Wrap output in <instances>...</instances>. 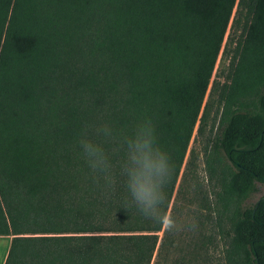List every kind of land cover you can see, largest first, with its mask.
Wrapping results in <instances>:
<instances>
[{
    "label": "trees",
    "instance_id": "16d2710c",
    "mask_svg": "<svg viewBox=\"0 0 264 264\" xmlns=\"http://www.w3.org/2000/svg\"><path fill=\"white\" fill-rule=\"evenodd\" d=\"M145 118L193 231L126 204L119 142ZM103 125L111 191L78 144ZM263 198L264 0H0L4 264H264Z\"/></svg>",
    "mask_w": 264,
    "mask_h": 264
},
{
    "label": "clouds",
    "instance_id": "9594fccd",
    "mask_svg": "<svg viewBox=\"0 0 264 264\" xmlns=\"http://www.w3.org/2000/svg\"><path fill=\"white\" fill-rule=\"evenodd\" d=\"M111 138L106 126L88 128L78 141L81 155L94 181L103 180L105 187L115 189L117 175L111 155L103 142L95 137ZM123 158L119 165V178L126 194V204L133 207L145 219L159 226L163 233L181 230L193 231L195 218L179 219L168 205L167 186L172 182L174 162L160 145L156 128L150 118L137 123L129 134L120 140Z\"/></svg>",
    "mask_w": 264,
    "mask_h": 264
},
{
    "label": "rangeland",
    "instance_id": "374dc122",
    "mask_svg": "<svg viewBox=\"0 0 264 264\" xmlns=\"http://www.w3.org/2000/svg\"><path fill=\"white\" fill-rule=\"evenodd\" d=\"M228 32H229V30H228ZM228 60H229V56L224 57L223 55L221 56V54H220V56H219V58L217 60V63H216V67H215V70H214L212 79L216 77V75H217V73H218V71L220 69H222V70H225L226 69L227 64H228ZM210 86H211V84H210ZM209 128H210V123L206 126V129H205L206 132H207V130H210ZM195 130H197V127H196ZM195 135H196V131L194 132V136L192 137V140L190 142L189 148L192 147L197 152H199V154H200L199 155V166H200L201 169H203L202 154H201V150H200L202 138L199 137V139L197 141H195L194 140ZM262 194H263V184H259V190L255 194H253V196L251 198H249L247 200V203H250L251 204V203L256 202L262 196Z\"/></svg>",
    "mask_w": 264,
    "mask_h": 264
},
{
    "label": "crops",
    "instance_id": "0c3cea01",
    "mask_svg": "<svg viewBox=\"0 0 264 264\" xmlns=\"http://www.w3.org/2000/svg\"><path fill=\"white\" fill-rule=\"evenodd\" d=\"M11 243V236L0 235V264H4Z\"/></svg>",
    "mask_w": 264,
    "mask_h": 264
},
{
    "label": "water",
    "instance_id": "95a60500",
    "mask_svg": "<svg viewBox=\"0 0 264 264\" xmlns=\"http://www.w3.org/2000/svg\"><path fill=\"white\" fill-rule=\"evenodd\" d=\"M264 199V198H263Z\"/></svg>",
    "mask_w": 264,
    "mask_h": 264
}]
</instances>
